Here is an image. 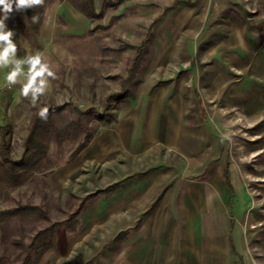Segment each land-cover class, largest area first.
Instances as JSON below:
<instances>
[{
    "label": "rangeland",
    "instance_id": "rangeland-1",
    "mask_svg": "<svg viewBox=\"0 0 264 264\" xmlns=\"http://www.w3.org/2000/svg\"><path fill=\"white\" fill-rule=\"evenodd\" d=\"M84 1L51 2L31 37L7 25L18 57L39 52L56 74L36 106L21 84L0 90L12 156L37 110L62 108L50 156L0 192V209L26 207L0 222V264H264V0H94V17ZM157 96L179 105L173 144L74 154L119 118L147 120Z\"/></svg>",
    "mask_w": 264,
    "mask_h": 264
},
{
    "label": "trees",
    "instance_id": "trees-1",
    "mask_svg": "<svg viewBox=\"0 0 264 264\" xmlns=\"http://www.w3.org/2000/svg\"><path fill=\"white\" fill-rule=\"evenodd\" d=\"M55 0H44V5L37 8H31L24 11H16L15 6L13 12L9 15V18L5 21L8 26L18 28L26 37L35 35L42 27L45 13L51 2ZM119 1H116V3ZM171 6L165 7L164 11H167ZM83 11L89 16L94 17L98 15V12L94 5V0H85L82 5ZM163 11V12H164ZM37 16L36 22H33L32 17ZM3 17V11L0 9V18ZM162 16H159L156 21L151 23L150 27H153L161 20ZM152 31L149 30L142 44L139 45L135 60H138L145 51L146 46L151 41ZM134 68V66H133ZM134 72V71H131ZM127 89L118 93L117 95L125 97ZM48 117L46 120L41 119L39 116V110H37L31 125V129L24 142V151L20 158H14L11 154V146L7 139V135L10 132L9 124H0V192L5 187H15L23 184L28 180L35 171L41 168V165L48 158L49 143L51 134L55 128L54 113L61 110L62 105H47ZM91 134H87L85 139L80 142L74 150L76 155L91 139ZM225 174L228 179V183L231 186L227 169ZM118 183L107 186L104 189H100L99 192H108L115 189ZM95 195V192L94 194ZM26 207L17 206L11 209H0V222H4L10 215H15L24 211ZM30 209L32 207H29ZM233 252L235 246L232 242Z\"/></svg>",
    "mask_w": 264,
    "mask_h": 264
},
{
    "label": "crops",
    "instance_id": "crops-1",
    "mask_svg": "<svg viewBox=\"0 0 264 264\" xmlns=\"http://www.w3.org/2000/svg\"><path fill=\"white\" fill-rule=\"evenodd\" d=\"M176 98H178V96ZM161 104L162 101L159 96L153 99L147 114V120H141L140 116L137 118L135 113L128 114L119 118L117 121L115 117L110 119L108 122L109 124H111L114 120L116 121V130H113L109 127V125L105 126L103 130H100L96 132V134L92 135L90 141L76 155L80 154L88 147H97L107 150V148H114L122 145L125 150L128 152L131 151L132 153L136 146L144 150L159 142L166 141L167 143H170V145L171 143L173 144V142L178 139L179 126L177 117L179 115V105L176 101L174 103V101L170 99L165 103V106L167 107L166 111H163L161 110ZM48 154L50 156V146ZM128 176H123L122 178H118L107 183L105 186L99 187L104 189L109 185L118 183V186L115 189L108 192H99V194L101 193L103 198L105 196L108 197L111 194H115L116 192L118 193L123 187L132 181H126V177ZM135 185L136 184L133 183L134 187Z\"/></svg>",
    "mask_w": 264,
    "mask_h": 264
},
{
    "label": "clouds",
    "instance_id": "clouds-1",
    "mask_svg": "<svg viewBox=\"0 0 264 264\" xmlns=\"http://www.w3.org/2000/svg\"><path fill=\"white\" fill-rule=\"evenodd\" d=\"M44 5V0H0V9L3 11V17L0 18V69H10L6 75V84L12 87L21 84V94L25 99H30V103L36 106L40 97L44 96L49 87V79L55 78V72L49 63L45 62L44 57L39 53L18 57V48L14 42V31L10 30L6 20L13 12L24 11L31 8H37ZM33 22L38 19L32 17ZM27 66L25 73L24 67ZM23 77V81L21 80ZM48 108L43 107L39 110L41 119L48 117Z\"/></svg>",
    "mask_w": 264,
    "mask_h": 264
},
{
    "label": "built area",
    "instance_id": "built-area-1",
    "mask_svg": "<svg viewBox=\"0 0 264 264\" xmlns=\"http://www.w3.org/2000/svg\"><path fill=\"white\" fill-rule=\"evenodd\" d=\"M6 86L7 84H6V76H5L4 80L0 78V90L4 89Z\"/></svg>",
    "mask_w": 264,
    "mask_h": 264
}]
</instances>
